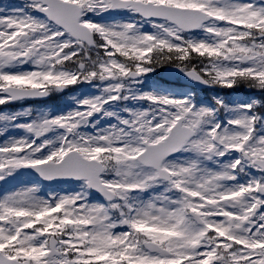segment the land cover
<instances>
[{"label":"snow or ice","instance_id":"obj_1","mask_svg":"<svg viewBox=\"0 0 264 264\" xmlns=\"http://www.w3.org/2000/svg\"><path fill=\"white\" fill-rule=\"evenodd\" d=\"M158 69L252 91H140ZM126 101L146 107H105ZM0 106V264H264V0L0 4Z\"/></svg>","mask_w":264,"mask_h":264},{"label":"rangeland","instance_id":"obj_2","mask_svg":"<svg viewBox=\"0 0 264 264\" xmlns=\"http://www.w3.org/2000/svg\"><path fill=\"white\" fill-rule=\"evenodd\" d=\"M3 3H9V2H6L4 0H0V4H3ZM90 15H91L93 21L98 22V23L114 22V21H117V20L123 18V15L120 13H110V12L101 13V14L95 15V16H93L92 14H90ZM160 72H161V70H160ZM160 72L159 71L156 72L153 77H150V75L148 74V76H146L144 78L143 84L137 86L140 89V91H151V92H156L158 94H171L174 96H181V95H188L189 94L190 91H189L188 87L185 85H182V83L179 82L178 79H176L174 82H171V84L164 83V80H162V78H161ZM82 86H84V85H80V87H76L77 89L75 88L76 89L75 92L66 94L64 96L65 100L63 101L62 104L66 105L65 108L69 107L68 109H70V107H71L70 104L73 101L68 99V97L77 95V93H76L77 90L79 91ZM88 89L90 92L94 91V93H95V90L92 89L91 85H89ZM194 92H195L194 95L196 97L194 100L198 106L200 104H210L212 95H217L219 97H222L225 104H228V105H234V104H238V103L242 104V103L248 102V97L242 98L243 95L241 97H236L233 94L220 95V94H217L213 89L197 90ZM62 94L64 95V91L60 92V93H55V95H57V96H61ZM114 105L116 106V109L118 107L117 112H119L120 108L123 106L140 107V108L146 107V104L144 102H136L134 104L132 101H126V102L117 103ZM18 106L20 107V105H18ZM23 106L27 107L25 105H23ZM105 107L111 108L112 110L116 111L115 109H113L112 105H108ZM60 108L64 109V111L67 110L63 106ZM60 108H59V106L56 109L53 108L54 109L53 114H55V111H58V110L63 111ZM0 111H2V110H0ZM120 115H123V113L121 112ZM111 122H112L111 120H107V119L100 120L99 123L96 125V127L102 128L105 124H108ZM85 131H91V129H85ZM17 134H19V133H17ZM8 182L11 186H17V185L23 184V183H26V184L38 183L30 174H28L27 172H25L23 170H20L18 173L14 174L13 177L8 178ZM69 190H76L75 184L71 187L63 186V187H60L58 189H54L51 191H69ZM41 191L47 192L49 190L43 188V189H41Z\"/></svg>","mask_w":264,"mask_h":264},{"label":"water","instance_id":"obj_3","mask_svg":"<svg viewBox=\"0 0 264 264\" xmlns=\"http://www.w3.org/2000/svg\"><path fill=\"white\" fill-rule=\"evenodd\" d=\"M51 183H52V184H53V183H57V181H52Z\"/></svg>","mask_w":264,"mask_h":264}]
</instances>
